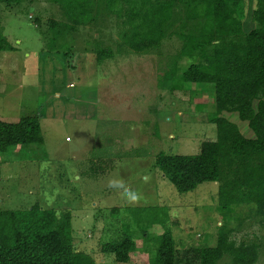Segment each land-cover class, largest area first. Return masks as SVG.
Listing matches in <instances>:
<instances>
[{
	"label": "rangeland",
	"instance_id": "rangeland-1",
	"mask_svg": "<svg viewBox=\"0 0 264 264\" xmlns=\"http://www.w3.org/2000/svg\"><path fill=\"white\" fill-rule=\"evenodd\" d=\"M256 6L244 0V22ZM176 10L161 43L144 52L127 46L124 15L102 12L66 31L63 51L75 52L69 62L45 45L53 21L71 23L59 3L0 0V27L15 49L0 51V119L37 114L45 139L0 151V210L70 211L74 247L93 264H148L153 237L167 228L177 264H198V250L225 228L237 244L256 245L254 264H264V216L254 204L219 210L217 182L180 193L157 166L160 153L197 154L217 139L213 83L173 89L165 79L174 63L181 76L191 62L181 48L193 20L183 27V5ZM99 46L115 54L100 65ZM154 215L160 223L152 224ZM128 234L137 244L129 262L103 252L106 242ZM231 262L225 255L219 264Z\"/></svg>",
	"mask_w": 264,
	"mask_h": 264
},
{
	"label": "trees",
	"instance_id": "trees-1",
	"mask_svg": "<svg viewBox=\"0 0 264 264\" xmlns=\"http://www.w3.org/2000/svg\"><path fill=\"white\" fill-rule=\"evenodd\" d=\"M19 4L24 0H2ZM71 23L53 21L51 35H44L46 48L63 51L66 31L92 21L102 12L125 16L124 39L131 49L144 52L157 47L183 5L192 26L182 34L181 54L191 60L182 75L174 63L167 78L170 87L191 84L214 85L217 139L204 141L200 152L191 155L164 154L157 166L180 193L196 190L204 182L218 183L219 210L254 204L264 216V0H257L251 22H244V0H54ZM203 20V21H201ZM0 27V51L15 50ZM100 65L114 57L110 47L94 50ZM75 65V64H74ZM173 82V83H172ZM39 115L22 116L11 122L0 119V151L17 145L44 144ZM153 208V207H152ZM33 205L26 209L0 210V264H93L76 251L72 214ZM149 217V216H148ZM161 217L154 215L153 223ZM164 223V222H163ZM155 254L148 264H177V248L170 228L153 237ZM103 252L127 263L136 251L131 235L106 242ZM231 264H254L256 245L237 244L223 229L214 245L198 250V264H219L225 256ZM87 261V262H86Z\"/></svg>",
	"mask_w": 264,
	"mask_h": 264
}]
</instances>
